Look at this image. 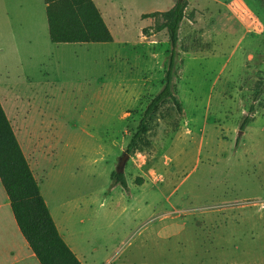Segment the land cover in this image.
Here are the masks:
<instances>
[{"label":"rangeland","instance_id":"374dc122","mask_svg":"<svg viewBox=\"0 0 264 264\" xmlns=\"http://www.w3.org/2000/svg\"><path fill=\"white\" fill-rule=\"evenodd\" d=\"M15 1L0 0V100L82 261L264 264L261 0H187L173 82L183 113L159 107L119 172L126 186L112 175L163 88L177 0H94L111 43H53L44 0L24 14Z\"/></svg>","mask_w":264,"mask_h":264},{"label":"trees","instance_id":"16d2710c","mask_svg":"<svg viewBox=\"0 0 264 264\" xmlns=\"http://www.w3.org/2000/svg\"><path fill=\"white\" fill-rule=\"evenodd\" d=\"M50 40L53 43H111L113 35L94 0H44ZM264 6V0H261ZM187 0H177L164 14L165 28L172 47L163 88L149 102L126 152L133 153L144 141L150 119L159 107L170 100L178 113H183L180 99L174 93V69L179 29L184 19ZM157 13L146 14L155 17ZM263 89L256 92L258 97ZM257 100V98H256ZM251 107L250 114L254 112ZM251 120L245 118L244 128ZM112 178L126 186L122 173ZM0 181L8 196L16 223L41 264H82L61 237L49 208L41 194L38 181L31 169L13 126L0 100Z\"/></svg>","mask_w":264,"mask_h":264},{"label":"crops","instance_id":"0c3cea01","mask_svg":"<svg viewBox=\"0 0 264 264\" xmlns=\"http://www.w3.org/2000/svg\"><path fill=\"white\" fill-rule=\"evenodd\" d=\"M14 4L16 7L19 8V10H21V12H23V14H24V11L27 10V8L30 9V7H31L28 0H16L14 2ZM44 10H46V4H44ZM9 120H10V118H9ZM16 136H17V134H16ZM17 139H18V136H17ZM18 141H19V139H18ZM19 143H20V141H19ZM20 145L22 147L21 143H20ZM22 150H23V147H22ZM23 152H24V150H23ZM24 154L26 156L25 152H24ZM31 169L33 171L32 167H31ZM33 173H34V171H33ZM40 191H41V188H40ZM41 194L43 196L42 191H41ZM5 197H6L5 199L0 197V264H41L39 262V260L37 259L36 255L34 254V252L32 251V249L29 247L24 236L22 235V233H21V231H20V229L16 223V220H14L15 224L12 221V218L10 215V213H11L10 211L12 210L11 206H10V202H9L8 196L6 195ZM43 198H44V200H45V202L49 208V211L52 215V218L54 220V216L50 210L49 203L45 199L44 196H43ZM56 226H57V224H56ZM57 228H58V226H57ZM58 231H59V228H58ZM59 233H60L61 237L64 239V241L66 242V244L70 247V249L76 254L78 259L82 262V264H86L79 257L78 253H76L75 247L71 243V240L68 241L64 237V235L61 234L60 231H59Z\"/></svg>","mask_w":264,"mask_h":264},{"label":"water","instance_id":"95a60500","mask_svg":"<svg viewBox=\"0 0 264 264\" xmlns=\"http://www.w3.org/2000/svg\"><path fill=\"white\" fill-rule=\"evenodd\" d=\"M128 157H129L128 153H125L122 156V158H121V160H120V162L118 164L117 172H123L124 166H125V163H126V160L128 159Z\"/></svg>","mask_w":264,"mask_h":264}]
</instances>
